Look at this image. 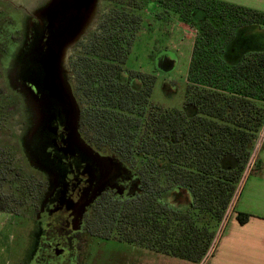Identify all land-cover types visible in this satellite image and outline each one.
<instances>
[{
  "label": "trees",
  "instance_id": "obj_1",
  "mask_svg": "<svg viewBox=\"0 0 264 264\" xmlns=\"http://www.w3.org/2000/svg\"><path fill=\"white\" fill-rule=\"evenodd\" d=\"M155 7L161 17L174 13L195 30L180 108L152 104L155 76L125 67L143 14ZM247 28L261 35L259 46L231 57ZM96 30L80 55L68 61L70 74L79 64L84 120L94 138L113 146L140 173L130 198L103 209V234L200 262L264 124V11L226 0H111ZM2 89L1 123L8 121L12 103ZM3 158L0 185L7 165ZM184 199L187 205L177 208ZM236 216L240 223L249 218Z\"/></svg>",
  "mask_w": 264,
  "mask_h": 264
},
{
  "label": "flooded vegetation",
  "instance_id": "obj_2",
  "mask_svg": "<svg viewBox=\"0 0 264 264\" xmlns=\"http://www.w3.org/2000/svg\"><path fill=\"white\" fill-rule=\"evenodd\" d=\"M99 1L107 3V9L98 10L91 26ZM110 3L36 0L34 5H15L0 0V24L11 27L7 37L15 45L10 61L4 64L2 57L8 49L0 44V80L12 101L7 122L15 119V125L20 126L17 144L7 150L0 146V156L7 164L1 184L13 169V148L45 179L37 183L33 176L18 178L15 172L10 180L16 187L11 194L18 195L13 199L24 203L34 191L36 200L29 229L32 248L23 264H87L90 237L108 239L100 223L103 209L112 202L123 203L140 185V173L133 163L92 136L84 120L86 103L78 87L79 64L70 74L68 63L71 55L73 59L80 55L89 36L97 31ZM59 51L61 71L54 66ZM46 59L47 67L52 65L55 96L43 84ZM0 204V208L7 205L1 200Z\"/></svg>",
  "mask_w": 264,
  "mask_h": 264
},
{
  "label": "rangeland",
  "instance_id": "obj_3",
  "mask_svg": "<svg viewBox=\"0 0 264 264\" xmlns=\"http://www.w3.org/2000/svg\"><path fill=\"white\" fill-rule=\"evenodd\" d=\"M4 1L15 5L22 2L34 5L36 0ZM25 1L27 2L25 3ZM101 9L103 11L107 9V3L98 2L96 12H94L91 19V26L95 25L97 13ZM159 11L160 9L155 7L153 10H146V13L143 14L141 28L136 38L132 41L125 67L128 70H139L154 74L155 82L150 96L152 104L163 108H180L184 100L187 68L195 38V30L186 24H182L174 13L161 17ZM146 18H150V21H147ZM10 30L11 27L8 24L4 22L0 24V44L8 49V54L5 53L2 57L4 64L10 61V55L15 51L13 41L7 37L11 33ZM246 30V33L239 34L234 46H232L231 57L236 58L242 50L251 46H259L261 35L251 28ZM66 55L68 56V53ZM25 61L27 60L23 62ZM4 86L3 80H0V88H3L2 90L5 92ZM11 123L14 124V127H11ZM15 123V119L10 122L3 120L1 123V150H7L8 146L17 144L20 126L15 125ZM11 157L15 163L12 164V172L8 174L0 185V200L2 204L4 198L8 199L7 205L0 208V264H23L22 260L28 258L32 248L29 229H31L30 226L33 221L32 206L36 200L34 191L33 196L28 197L29 199L24 203L22 199H13V197H18V195L11 194L16 192V187H12L10 180L14 177L15 172L18 178L20 176L23 178L25 176H33L37 183L41 179L43 181L45 179L42 178L36 166L19 152L16 153L14 148ZM6 195L9 196L7 197ZM187 203L188 201L184 199L177 202L175 206L182 209ZM29 206L31 210L27 209ZM89 244L87 264H135L137 260H140L138 249H133L132 245L113 238L90 237Z\"/></svg>",
  "mask_w": 264,
  "mask_h": 264
},
{
  "label": "crops",
  "instance_id": "obj_4",
  "mask_svg": "<svg viewBox=\"0 0 264 264\" xmlns=\"http://www.w3.org/2000/svg\"><path fill=\"white\" fill-rule=\"evenodd\" d=\"M226 1L264 11V0ZM253 165L246 170L205 260L195 263L133 246L140 252L135 264H264V137ZM237 213H246L249 218L240 223Z\"/></svg>",
  "mask_w": 264,
  "mask_h": 264
},
{
  "label": "built area",
  "instance_id": "obj_5",
  "mask_svg": "<svg viewBox=\"0 0 264 264\" xmlns=\"http://www.w3.org/2000/svg\"><path fill=\"white\" fill-rule=\"evenodd\" d=\"M263 137H264V130H263L262 127H261V129H260V131L258 132V135H257V137H256V140H255V143H254V146H253V149H252L251 156H250V158H249V161H248L247 167H246V169H245V171H244V173H243L242 178L244 177L246 170H247L248 168H250L251 166H254V165H253V163H254V159H255L256 153H257V151H258V149H259V147H260V145H261V142H262V140H263ZM252 168H253V167H252ZM241 181H242V179L240 180V182H239V184H238V186H237V188H236V191H235V193H234V196H235V194L237 193V191H238V189H239V187H240V183H241ZM234 196H233V198H232V200H231V202H230V204H229V206H228V208H227V211H226V213H225V215H224L222 221L220 222V224H223V222L227 219V217H228V215H229V208H230L231 203L233 202ZM217 233H218V232H217ZM217 233H216V235H217ZM215 239H216V236H215V238H214V241H213L211 247L209 248L208 252L205 254V256H204V258H203L202 260H205V259L208 257V255L211 253V251H212V249H213V247H214Z\"/></svg>",
  "mask_w": 264,
  "mask_h": 264
},
{
  "label": "water",
  "instance_id": "obj_6",
  "mask_svg": "<svg viewBox=\"0 0 264 264\" xmlns=\"http://www.w3.org/2000/svg\"><path fill=\"white\" fill-rule=\"evenodd\" d=\"M44 64H45V68H44L45 74L43 77V84L46 85L48 89H50V95L55 96L56 88H54L55 84H54V78L52 76V73H53L52 65L50 64L49 68L47 67V64H48L47 59L43 62V67H44ZM61 64H62V55H61V52L59 51L58 55L54 59V66L57 67V70H60Z\"/></svg>",
  "mask_w": 264,
  "mask_h": 264
}]
</instances>
